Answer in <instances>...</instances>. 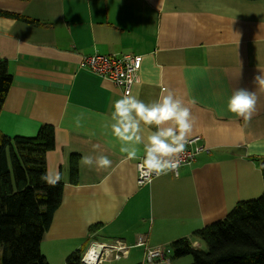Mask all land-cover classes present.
<instances>
[{
	"label": "crops",
	"instance_id": "0c3cea01",
	"mask_svg": "<svg viewBox=\"0 0 264 264\" xmlns=\"http://www.w3.org/2000/svg\"><path fill=\"white\" fill-rule=\"evenodd\" d=\"M0 11L17 15H0V60L12 76L0 132L54 130L46 172L61 174L62 198L40 242L48 264H65L92 241H122L144 264L138 241L199 244L195 229L263 191L255 159L264 156V91L254 77L264 73V0H0ZM93 53L139 55L141 85L131 91L150 103L171 90L190 107V137L199 135L206 149L179 178L137 185L139 160L126 161L105 127L122 90L79 64ZM241 88L259 97L248 122L227 111ZM101 154L111 167L79 163Z\"/></svg>",
	"mask_w": 264,
	"mask_h": 264
},
{
	"label": "trees",
	"instance_id": "16d2710c",
	"mask_svg": "<svg viewBox=\"0 0 264 264\" xmlns=\"http://www.w3.org/2000/svg\"><path fill=\"white\" fill-rule=\"evenodd\" d=\"M11 81L6 61L0 60V109ZM53 147L54 130L48 124L34 136L0 132V264H48L40 242L62 198L61 182L50 186L41 179L45 154ZM255 160L264 184V156ZM192 236L199 242L196 248L187 237L170 243L173 259L191 255L190 264H264V187L259 196L237 201L223 218ZM81 252L72 251L64 263L83 264Z\"/></svg>",
	"mask_w": 264,
	"mask_h": 264
},
{
	"label": "clouds",
	"instance_id": "9594fccd",
	"mask_svg": "<svg viewBox=\"0 0 264 264\" xmlns=\"http://www.w3.org/2000/svg\"><path fill=\"white\" fill-rule=\"evenodd\" d=\"M259 91H264V73L254 77ZM127 83L133 85V79ZM135 85H141L139 78ZM259 97L247 89H237L227 100V111L248 122L257 111ZM77 126L80 117L76 118ZM194 117L185 101L171 90H164L159 99L145 103L139 98V91H127L114 101L110 118L105 127L119 142V151L126 161L140 160L138 165L142 176L151 178L162 175H180L182 156L186 151L193 131ZM155 130H152V127ZM142 151V155H141ZM80 164L97 169L111 167L112 161L106 155H85ZM59 171H47L41 179L55 186L61 180ZM191 247H198L192 242ZM151 255V254H150Z\"/></svg>",
	"mask_w": 264,
	"mask_h": 264
},
{
	"label": "built area",
	"instance_id": "2783aa9c",
	"mask_svg": "<svg viewBox=\"0 0 264 264\" xmlns=\"http://www.w3.org/2000/svg\"><path fill=\"white\" fill-rule=\"evenodd\" d=\"M79 64L81 67L87 68L99 76L113 81L115 85L121 88L122 95H124L125 92L131 91L132 86L135 84V79L138 77L141 67V58L139 55L131 53L121 55L93 53L84 55ZM130 78L133 79V85L127 83ZM200 140L201 137L199 135L190 137L186 151L182 156V165L190 164L195 160L197 153L206 149L202 143H199ZM140 163V160L136 163L137 185L149 184L156 176L153 175L151 178L142 176L138 168ZM141 245L144 246L143 263H171L173 251L170 245L147 246L143 240H140L134 246ZM129 246L131 245H126L122 241H111L109 243L92 241L89 247L82 251L80 261L83 264H102L105 259L111 256V253H113L115 259L126 257Z\"/></svg>",
	"mask_w": 264,
	"mask_h": 264
},
{
	"label": "rangeland",
	"instance_id": "374dc122",
	"mask_svg": "<svg viewBox=\"0 0 264 264\" xmlns=\"http://www.w3.org/2000/svg\"><path fill=\"white\" fill-rule=\"evenodd\" d=\"M248 199H252V198H248ZM248 199H241V200H248ZM201 246H203V244H201ZM138 251H139L138 249H130V254L128 256L122 257L120 259H115L113 253H111V256H109L107 258V260L105 262H103L102 264H136V261L134 262V260H137L140 257V252H138ZM191 261H192L191 255H183L181 257H177V258L173 259L172 264H190Z\"/></svg>",
	"mask_w": 264,
	"mask_h": 264
}]
</instances>
